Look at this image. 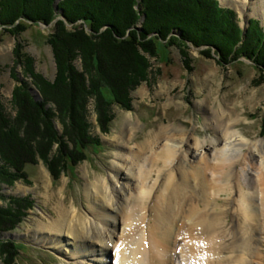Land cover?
Listing matches in <instances>:
<instances>
[{
	"label": "rangeland",
	"instance_id": "374dc122",
	"mask_svg": "<svg viewBox=\"0 0 264 264\" xmlns=\"http://www.w3.org/2000/svg\"><path fill=\"white\" fill-rule=\"evenodd\" d=\"M58 1L60 0L55 3ZM216 1L219 7L235 13L241 30L239 44L245 40L247 28L253 21H256V27L264 35V16L261 17L253 7L255 0H250L249 3L248 0H233V4H225L226 6H223L220 0ZM261 12L264 13V9ZM143 20L140 19L136 26L139 31L142 30ZM52 24L54 21L48 25L32 24L18 35H13L7 31L8 28L0 26V111L5 116L14 115L10 100L14 88L20 85L22 80L27 83L31 95L36 92L39 94L36 100H41L31 77L24 73L27 64L17 60V41L22 44V51L32 57L34 71L49 81L54 79L55 62L51 48L46 42L47 36L52 32ZM171 34L180 37L176 29ZM187 44L189 49L183 53L176 46L162 45L157 55L145 54L148 77L131 92L129 109L114 103L109 89L103 88V95L110 102L108 109L114 116L108 125V132H103L97 122L93 100L88 103L87 122L84 126L87 136L98 138V146L84 148V145H81L82 152H76L80 147L63 135V123L54 119L53 129L57 136H63L61 142L65 143L67 148L62 147L58 154L59 144L55 142L49 150L45 148L47 160L43 161L41 158L23 167L24 179H17L10 184L0 179V264H76L78 257L75 252L79 250L74 249V244L78 245L79 242H73L66 232L56 237L53 236L54 232L42 230L40 227L55 218L59 203L69 210L76 209L78 213L81 212L85 220L91 219L90 210L99 209V194L112 195L119 189L122 181L120 176L122 177V172L125 173L120 162L121 156L124 154L123 158L128 162L132 150L135 151L140 146L141 154L148 155L156 141L182 144V141L193 143V138H196L203 142L205 156L201 157L202 159L195 158L197 152L194 155L190 153L186 160L204 168L207 163L204 160L210 161L217 150L212 142L219 136V130L215 127L219 114L221 125L227 128L228 132L235 131L232 137V140H235L230 145L236 149L239 157L245 160L236 167L237 170L245 173L246 181H249L250 177L254 176L253 173L261 169L256 151L254 157L251 152L254 150L253 144L259 147L264 142V67L256 66L251 59L241 56L221 62L214 46L195 47L191 43ZM206 49L211 57L202 53ZM216 112L219 113L217 116ZM233 122L230 127L229 123ZM123 124L130 128L127 134L125 130H121ZM160 127L168 128L165 133L167 137L163 134L161 141V133L158 132L162 129ZM174 127L177 129L173 130ZM182 129L184 133L179 131ZM153 130L154 136L151 134ZM151 139L153 143L148 142ZM223 141L217 142L216 146L219 147ZM240 142L244 143V147L238 145ZM74 151L73 159L66 155ZM189 151H194V148L191 146ZM228 151L234 159L232 148ZM156 152L159 153L155 159L158 168L153 170L152 179L148 180L149 186L165 170L161 169L163 157L158 149ZM250 159L253 161L251 165ZM211 162L213 165V161ZM2 163L0 160V166ZM20 172L22 173V170H19ZM209 173L206 171V175ZM96 184H99L98 188L95 187ZM129 184L134 189L135 179L129 180ZM121 229L119 216L115 226L116 245L119 244ZM109 244V253L101 258H107V264H115L117 255L113 251V245ZM261 249L264 264V246Z\"/></svg>",
	"mask_w": 264,
	"mask_h": 264
},
{
	"label": "trees",
	"instance_id": "16d2710c",
	"mask_svg": "<svg viewBox=\"0 0 264 264\" xmlns=\"http://www.w3.org/2000/svg\"><path fill=\"white\" fill-rule=\"evenodd\" d=\"M55 1L0 0V26L13 35L62 17L46 38L56 67L52 81L34 71L32 57L20 42L16 44L17 60L27 64L24 73L41 100L33 98L22 80L10 100L14 115L0 111V179L7 184L24 179L27 164L47 160L45 148L53 143L59 144L58 154L67 148L53 129L54 119L63 123L69 141L84 148L98 146V138L87 136L84 126L88 103L93 100L97 122L108 132L114 116L103 88L109 89L114 103L129 109L131 92L148 77L145 54L157 55L162 45L176 46L182 53L189 49L187 43L214 46L221 62L241 56L264 67V35L256 21L239 44L235 13L219 7L216 0H60L57 10ZM175 29L179 38L171 34ZM202 53L212 56L207 49ZM75 151L81 153L82 147ZM75 151L66 155L73 159Z\"/></svg>",
	"mask_w": 264,
	"mask_h": 264
},
{
	"label": "bare ground",
	"instance_id": "6f19581e",
	"mask_svg": "<svg viewBox=\"0 0 264 264\" xmlns=\"http://www.w3.org/2000/svg\"><path fill=\"white\" fill-rule=\"evenodd\" d=\"M255 1L253 7L261 17L264 16L261 12L264 0ZM220 2L226 6L234 1ZM218 114L216 112V116ZM219 115L215 123L219 136L212 142L217 150L210 161L204 160L208 163L204 168L186 160L190 153L194 155L197 152L195 158L205 156L203 142L196 138H193V143L182 141V144L156 141L148 155L141 154L140 146L132 150L128 162L123 158L124 154L121 156L125 173L120 176L119 189L112 195L99 194L100 210H90L91 219L85 220L81 212L62 207L60 202L55 218L40 226L41 229L54 232L56 237L66 232L73 242L77 240L78 245L74 244V249L79 250L75 252L78 257L76 264H107V258L101 257L109 253V243L117 255L115 264H263L264 142L261 145V141L259 147L256 144L252 146L251 155L254 157L256 151L261 169L246 181L247 175L236 168L245 160L230 145L235 140H232L235 131L228 132L221 125ZM233 124L229 123V126ZM160 128L161 141L168 128ZM121 130L127 134L130 128L123 124ZM179 131L184 133L183 129ZM151 134L155 135L154 130ZM220 140L224 141L219 148L216 145ZM238 145L244 147L243 142ZM191 146L194 151L188 152ZM230 148L235 153L234 159L228 153ZM156 149L163 157L161 169L165 170L162 177H156L149 186L148 180L152 179L153 170L158 168L155 159L159 153ZM252 163L250 159V165ZM206 171L210 172L209 175ZM132 178L136 183L135 191L129 184ZM95 187L98 188L99 184ZM119 216L122 231L116 245L115 226Z\"/></svg>",
	"mask_w": 264,
	"mask_h": 264
},
{
	"label": "water",
	"instance_id": "95a60500",
	"mask_svg": "<svg viewBox=\"0 0 264 264\" xmlns=\"http://www.w3.org/2000/svg\"><path fill=\"white\" fill-rule=\"evenodd\" d=\"M54 7H55V10H57V4H56V3L54 4ZM143 17H144V16H142L141 20H143ZM60 18H61V16H58V17L54 20V22H55L57 19H60ZM137 28H138V27H137ZM33 96H34L35 99H37V98L39 97V94H37V93L35 92Z\"/></svg>",
	"mask_w": 264,
	"mask_h": 264
}]
</instances>
